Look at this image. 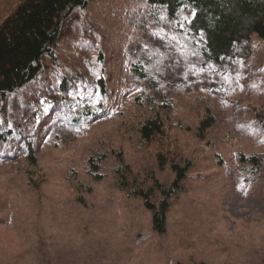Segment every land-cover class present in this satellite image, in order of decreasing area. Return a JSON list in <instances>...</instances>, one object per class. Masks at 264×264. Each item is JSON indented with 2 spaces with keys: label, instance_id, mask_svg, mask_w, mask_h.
<instances>
[{
  "label": "rangeland",
  "instance_id": "1",
  "mask_svg": "<svg viewBox=\"0 0 264 264\" xmlns=\"http://www.w3.org/2000/svg\"><path fill=\"white\" fill-rule=\"evenodd\" d=\"M20 1L0 0V24ZM146 11L145 1L89 0L65 27L49 72L72 82L59 110L69 118L35 100L42 117L34 119L41 133L34 137L37 166L19 152L0 161V264H264V175L254 176L240 161L264 155L258 127L264 44L254 34L253 55L233 70L213 71L204 90L170 95L172 111L160 109L166 134L147 142L139 125L157 111L137 104L143 88L122 83L127 55L151 34ZM100 76L110 89L103 113L77 126L68 112L101 104ZM12 108L1 115L4 130L19 127L27 115ZM206 112L215 124L201 135ZM101 157L102 178L95 180L90 159ZM119 158L129 168L130 185L158 180L168 186L174 161L192 163L184 190L172 199L165 233L153 230L143 200L120 188Z\"/></svg>",
  "mask_w": 264,
  "mask_h": 264
},
{
  "label": "trees",
  "instance_id": "2",
  "mask_svg": "<svg viewBox=\"0 0 264 264\" xmlns=\"http://www.w3.org/2000/svg\"><path fill=\"white\" fill-rule=\"evenodd\" d=\"M137 1L146 2L145 13L150 16L146 27L151 34L148 32L145 43L127 55L131 63L121 79L125 85L133 83L144 89L142 96L135 98L138 105L147 103L157 111L155 116L142 121L138 129L144 141L152 142L166 134L167 127L160 109L172 111L170 95H182L197 88L204 90L202 86L211 80L213 71L233 70L235 65L253 55L254 34L264 44V0ZM88 4L89 0H21L0 24V122L15 105L14 109L22 107L27 110L24 121L17 125L19 127L9 130L0 127V161L13 159L19 152L32 166H37L34 137L41 133L36 131L38 125L34 127V119L40 118L41 121L42 117L35 110V100L41 99L43 104L49 102V109L58 112V118H69L65 111L59 116V110H64L62 106L68 99L72 82L66 75L50 76L49 69L58 61L56 49L65 27L74 13L85 9ZM102 59V56L98 57L99 64ZM80 83L77 81L75 85ZM95 85L100 91L101 104L92 109L95 105L92 102L77 107V113L68 112L77 126L80 121L93 120L97 114L103 113V102L110 97L105 76L96 78ZM25 99L26 102L21 101ZM214 124V118L206 112L200 121L199 133L205 135ZM258 127L264 133V117L259 119ZM159 156V164L164 167L166 160ZM103 160V157L90 159L95 180L102 178L100 164ZM118 160L116 174L120 188L129 197L142 199L144 207L152 213L153 230L165 233L172 199L184 190L192 163L174 161L171 165L175 173L172 184L164 186L155 180L153 185L147 186L138 181L130 185L129 168L123 158ZM240 161L251 167L254 176L264 175V155L241 158Z\"/></svg>",
  "mask_w": 264,
  "mask_h": 264
}]
</instances>
